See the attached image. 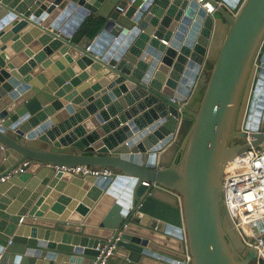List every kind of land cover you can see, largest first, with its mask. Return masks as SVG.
Instances as JSON below:
<instances>
[{
  "label": "water",
  "instance_id": "obj_1",
  "mask_svg": "<svg viewBox=\"0 0 264 264\" xmlns=\"http://www.w3.org/2000/svg\"><path fill=\"white\" fill-rule=\"evenodd\" d=\"M205 1L216 8L213 16L198 0H137L128 8L129 0H0V39L18 20L13 33L30 26L49 45L37 61L59 49L78 60L63 74L65 83L44 75L32 81L19 60L7 63L12 51L0 50V180L28 163L0 183V264L30 258L101 264L99 247L113 248L105 264H178L186 253L190 264L257 260L258 250L243 242L225 213L223 170L251 148L242 131L246 118L255 132L252 146L264 143V0ZM92 14L104 27L87 52L71 39ZM28 38L24 33L19 40ZM208 63L212 70L202 77ZM85 66L108 70L107 80L122 85L110 95L121 101L114 105L104 96L110 86L95 96L103 99L96 104L78 98L76 107L45 123L62 108L58 98L87 76L79 75ZM76 112L96 117L79 125ZM11 152L19 158L1 170ZM78 166L102 174L58 169ZM54 176V183L71 177L74 192L91 183L93 201L103 195L93 214L99 223L42 221L29 211ZM25 228L69 235L45 243L27 238ZM70 234L83 237L74 239L82 244L66 243Z\"/></svg>",
  "mask_w": 264,
  "mask_h": 264
},
{
  "label": "crops",
  "instance_id": "obj_2",
  "mask_svg": "<svg viewBox=\"0 0 264 264\" xmlns=\"http://www.w3.org/2000/svg\"><path fill=\"white\" fill-rule=\"evenodd\" d=\"M17 21L11 22L8 26H6L8 32H6L5 34L7 36L5 41L0 39V50L3 47H5L10 51H12V57L8 58L9 61L7 63L13 62V60L16 59L19 60L20 65L28 67L29 70L26 77H31L32 81H38V77L40 75H44L46 76L47 81L49 82L51 81L53 82L55 81L54 79L59 78L62 80L61 83H65L62 77L63 74L67 71V69L73 68L74 65L77 64L78 60L74 56H72L71 53L62 55L61 49H59V50H51V53L45 54V57L43 58V60H41L42 62L37 61L36 56L42 53L43 49L49 47V45H46L44 47V44L40 41L41 34H32L30 31V26L21 29L19 33H13L12 25L17 23ZM103 27H104V21L92 14L79 28L77 33L74 34L71 40L79 47L86 49L88 46L93 45L94 41L103 30ZM24 33H25V37L26 35H29L28 40L27 41H22V39L19 40L20 36L23 35ZM159 41L164 45L169 46V43L166 42V40L162 39ZM18 44H21V47L19 49L16 50L11 49L13 46ZM63 60L66 61L67 64ZM47 62H50L49 67L47 69H44V65ZM210 66H212L211 63H208L205 68V72L202 74V77H205L207 72H209ZM90 68L91 66H85V68H83L81 71L79 70L81 73L79 75L87 74V76L81 79L80 83L76 87L74 88L72 87V90L65 93V95L62 98H58L57 101L62 103V108L60 110H54L53 112L49 113L45 123L51 120L53 121L59 115L64 113L69 106L73 105L74 107H76L74 105L75 104L74 102L78 98H80L81 102L83 103L90 102V100L95 99L96 95L102 94V92L106 91L110 86H114V88L110 90L108 93H106L104 96L111 98L110 101L114 105L121 101L122 98L119 99L118 94H114V96L110 95L116 89L118 90L119 88H121L122 85L118 86L115 85L116 84L115 81L107 80L110 75L108 70L102 68L93 72H88ZM12 72L17 73V68L12 70ZM102 80H106L105 82L106 86L103 84L100 86V82ZM60 84H58L57 86V88L59 87L58 88L59 90H61ZM95 87L97 88L94 89ZM44 88L47 89V87ZM90 90H93L92 95H90L88 99L84 98L83 93ZM54 95L55 94L52 91H50V96L53 97ZM101 100L103 99L101 98ZM101 100L100 98L97 100L95 99L94 104H96V102ZM49 107L51 106L50 105L47 106V108ZM68 115L69 113H67V115H64L63 117ZM73 117H75L76 120H81L79 124L81 125V123L90 121L96 116H90L88 120H85L84 116L81 115L80 112L79 113L76 112L75 115H72V118ZM9 154L10 156H7V160L4 162L3 168H1V170L2 169L4 170V168L11 167L19 158V156L16 153L11 152ZM58 169H62V168H58ZM64 178L65 177L61 178L60 180L57 179L55 183H54L55 176L51 180H49V182L43 186V190L37 194L36 199L31 201L32 207L30 208L29 211L30 212L35 211L36 214L40 215L38 219L42 221H50L54 223L72 222L73 224H82L92 220L93 222L99 223L98 220L93 218L94 217L93 214L99 213L97 208L103 207V199H104L103 195L98 200L93 201V199L92 198L90 199L88 196L89 194L88 191L91 187V183L89 184L87 182L84 183L82 186H79L77 188V191L74 192V189L70 190V188L74 187V184L72 183L73 179H71V177L69 179H64ZM5 182H7V180ZM63 183L64 185L61 186V184ZM62 197L67 199V202L59 203V200ZM25 229L29 230L28 233H24L27 235V238L31 237L35 240L40 238L41 239L40 241H45V243L64 242V237L69 235L67 234V232H61L58 230H41L39 228H25ZM70 235L73 237V239L71 241H65L66 243L69 242L72 245L76 243L82 244L79 242H75L74 239L76 237H80V238L83 237L76 236L73 234ZM31 263L49 264V261L47 259H41V258H30L28 264Z\"/></svg>",
  "mask_w": 264,
  "mask_h": 264
},
{
  "label": "built area",
  "instance_id": "obj_3",
  "mask_svg": "<svg viewBox=\"0 0 264 264\" xmlns=\"http://www.w3.org/2000/svg\"><path fill=\"white\" fill-rule=\"evenodd\" d=\"M136 1L129 0L127 8L131 7ZM198 4L206 14L213 16L216 13V8L211 2L198 0ZM120 10L125 13V10ZM231 11L235 12L236 10L232 9ZM90 50L91 46H88L86 51L89 52ZM247 124H249V127L246 126ZM251 124V121L246 118L242 127V131L246 135L245 142L251 146L250 150L238 155L224 167L223 206L226 215L233 221L236 229L240 232L243 242L248 247L258 250L257 264H264V143L258 147L252 146L255 141V132L251 131ZM27 165L28 163H24L7 177L2 178L0 183H4L19 172H24L22 167ZM62 169L79 176H98L102 174L101 170L87 166ZM104 175H110V172H104ZM145 185L150 186L147 183ZM112 249L107 250L106 247L97 249L100 253L98 260L102 259L101 264H105ZM190 263L191 257L189 253H186L183 262L178 261V264Z\"/></svg>",
  "mask_w": 264,
  "mask_h": 264
},
{
  "label": "trees",
  "instance_id": "obj_4",
  "mask_svg": "<svg viewBox=\"0 0 264 264\" xmlns=\"http://www.w3.org/2000/svg\"><path fill=\"white\" fill-rule=\"evenodd\" d=\"M211 70H212V66L209 67V72H210ZM209 72H207V73H209Z\"/></svg>",
  "mask_w": 264,
  "mask_h": 264
},
{
  "label": "rangeland",
  "instance_id": "obj_5",
  "mask_svg": "<svg viewBox=\"0 0 264 264\" xmlns=\"http://www.w3.org/2000/svg\"><path fill=\"white\" fill-rule=\"evenodd\" d=\"M253 264H257V260L253 261Z\"/></svg>",
  "mask_w": 264,
  "mask_h": 264
},
{
  "label": "flooded vegetation",
  "instance_id": "obj_6",
  "mask_svg": "<svg viewBox=\"0 0 264 264\" xmlns=\"http://www.w3.org/2000/svg\"><path fill=\"white\" fill-rule=\"evenodd\" d=\"M253 264V263H252Z\"/></svg>",
  "mask_w": 264,
  "mask_h": 264
}]
</instances>
